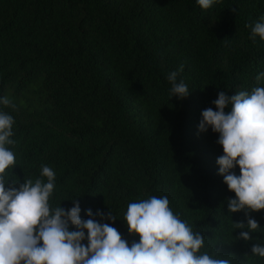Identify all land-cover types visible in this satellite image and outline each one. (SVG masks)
I'll list each match as a JSON object with an SVG mask.
<instances>
[{"label":"trees","instance_id":"16d2710c","mask_svg":"<svg viewBox=\"0 0 264 264\" xmlns=\"http://www.w3.org/2000/svg\"><path fill=\"white\" fill-rule=\"evenodd\" d=\"M262 17L264 0H214L207 10L197 0H0V98L11 101L0 112L13 117L6 147L16 157L6 188L47 182L48 166L50 211L78 200L81 220L91 209L129 247L140 237L129 232L128 205L166 196L205 237L199 255L264 264L252 255L264 245V210L229 212L236 197L219 174V134L199 130L220 91L264 87V40L254 43L249 27ZM173 71L186 99L170 94ZM249 216L260 227L244 241L248 229L235 223Z\"/></svg>","mask_w":264,"mask_h":264},{"label":"clouds","instance_id":"9594fccd","mask_svg":"<svg viewBox=\"0 0 264 264\" xmlns=\"http://www.w3.org/2000/svg\"><path fill=\"white\" fill-rule=\"evenodd\" d=\"M197 3L207 10L214 0ZM249 27L254 43L257 37L264 40V17ZM177 75L173 71L167 76L170 94L183 100L190 92L183 81L177 83ZM261 79L264 73L257 76L258 82ZM0 103L11 105L7 97L0 98ZM213 103L217 110L202 111L199 130L211 128L219 134L224 152L217 159L219 174L236 197L227 202L229 212L245 211L246 216L260 212L264 210V87L233 96L220 91ZM13 123L11 115L0 112V264H231L229 259L198 254L205 237L193 233L173 214L166 196L128 205L125 221L129 232L140 237L129 247L117 229L96 222L91 209L87 210L89 219L81 220L78 200L72 201L74 207L67 211L63 207L50 211L55 173L48 166L42 167L47 182L26 180L18 190L15 182L6 188L5 173L16 163L14 153L6 147L14 144L10 139ZM237 165L239 176L232 171ZM98 214L104 218L103 213ZM106 218L114 219L111 211ZM69 222L77 230H69ZM235 225L241 230L247 227L239 236L244 241L251 240L249 233L260 227L250 216L247 226L243 222ZM85 239L87 246L82 243ZM252 255L264 258V245H253Z\"/></svg>","mask_w":264,"mask_h":264}]
</instances>
